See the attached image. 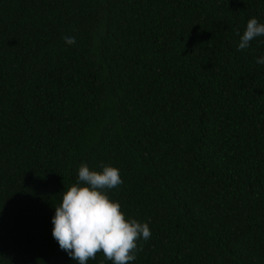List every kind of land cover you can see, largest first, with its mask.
<instances>
[{
  "label": "trees",
  "instance_id": "trees-1",
  "mask_svg": "<svg viewBox=\"0 0 264 264\" xmlns=\"http://www.w3.org/2000/svg\"><path fill=\"white\" fill-rule=\"evenodd\" d=\"M253 16L264 0H0V264H78L52 217L85 163L149 224L130 264H264Z\"/></svg>",
  "mask_w": 264,
  "mask_h": 264
},
{
  "label": "clouds",
  "instance_id": "clouds-1",
  "mask_svg": "<svg viewBox=\"0 0 264 264\" xmlns=\"http://www.w3.org/2000/svg\"><path fill=\"white\" fill-rule=\"evenodd\" d=\"M261 36L264 23L253 16L240 35L238 48L248 49ZM63 39L75 43L74 36ZM256 63L264 65V56ZM100 167L102 170L90 169L86 163L79 166L77 182L64 191L62 202L55 207L52 236L78 264H88L99 253L112 264H130L142 250L138 242L148 241L152 233L147 222L126 218L121 204L107 194L106 190L124 183L120 170L111 165Z\"/></svg>",
  "mask_w": 264,
  "mask_h": 264
}]
</instances>
